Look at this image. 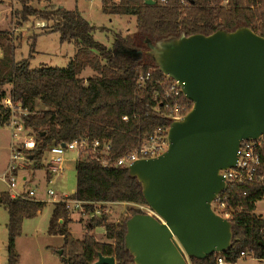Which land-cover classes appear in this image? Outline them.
Wrapping results in <instances>:
<instances>
[{"label": "trees", "instance_id": "trees-1", "mask_svg": "<svg viewBox=\"0 0 264 264\" xmlns=\"http://www.w3.org/2000/svg\"><path fill=\"white\" fill-rule=\"evenodd\" d=\"M100 1L104 15L134 17L135 32L114 33L111 46H106L94 39L96 28L77 10L62 8L36 13L26 9L27 0H16L22 7L18 15L51 21V31L58 33L60 42L74 44L75 54L65 68H32L31 54L14 62L10 34L0 32V88L10 86L9 100L27 112L21 121L34 140V147L25 154L30 156L34 169L41 167L46 150L59 143L81 137L104 140L111 143L110 156L117 158L158 127L169 126V111L153 98L159 90L158 81L164 76L152 61L147 42L155 44L166 38L209 35L219 29L233 31L239 27H248L264 37V0H189L187 6H181L179 0H152V4L148 0ZM33 45L34 40L31 50ZM87 68L94 74L83 79L80 73ZM148 71L150 80L140 86L139 75ZM4 97L0 92V99ZM181 100L182 117L192 103L183 96ZM9 118V108L0 102V127L6 126ZM261 157L259 173L264 176V148ZM75 174L72 198L87 204L146 205L140 183L129 175L127 168L103 167L84 156L76 160ZM220 197L235 210L228 221L230 247L203 260L191 259L190 264H216L218 256L234 263L244 249H250L255 259L264 260V217L255 214L256 202L264 200V179L259 183H227ZM0 204L8 215L6 264H18L15 242L22 223L40 213L45 203L1 193ZM92 212L93 207L86 206L87 215ZM69 213L63 202H55L47 230L49 235L63 238L62 264H94L98 254L113 257L115 264H134L124 247L125 223L141 214L139 209H129L117 223H107L103 215L91 218L80 240L69 231ZM97 227L104 229L107 242H99L91 235Z\"/></svg>", "mask_w": 264, "mask_h": 264}, {"label": "water", "instance_id": "water-1", "mask_svg": "<svg viewBox=\"0 0 264 264\" xmlns=\"http://www.w3.org/2000/svg\"><path fill=\"white\" fill-rule=\"evenodd\" d=\"M172 39L147 42L149 55L192 107L169 124L164 153L127 168L153 213L125 223L134 264H190L227 250L231 224L210 207L225 188L220 171L235 167L242 141L264 134V37L239 27ZM94 264L115 260L98 254Z\"/></svg>", "mask_w": 264, "mask_h": 264}, {"label": "rangeland", "instance_id": "rangeland-1", "mask_svg": "<svg viewBox=\"0 0 264 264\" xmlns=\"http://www.w3.org/2000/svg\"><path fill=\"white\" fill-rule=\"evenodd\" d=\"M225 3L226 1H224ZM62 8L68 11L77 10L86 21L96 28L93 34L94 39L106 46H111L114 33L119 32L126 35L135 32L134 17L104 15L101 12L100 0H27L26 4V9L36 13H50L55 9ZM21 10L22 7L16 0H0V32L10 34L9 46L13 50V61L18 62L26 59L31 54L30 65L32 68L40 66L65 68L75 54L74 44L60 42L58 33L51 31L53 24L51 21H43L37 16L23 18L18 15ZM33 40L34 45L31 50ZM169 43L174 44L175 40L171 38ZM160 44L164 45L162 42ZM1 54L2 49H0ZM93 74L87 68L80 73V77L87 79ZM0 92L5 95L0 99V102L6 104L5 101L9 99L10 86L1 87ZM38 108L42 107L38 105ZM20 114V110L15 111V116L19 117ZM29 140L28 131L25 129L19 133V137H13L7 126L0 127V194L7 193L10 196V194L33 190L34 200L45 203L40 213L33 218L25 219L22 223L21 232L15 242L19 255L18 264H62L59 253L63 240L58 235H49L47 230L53 202H59V198L63 195L71 196L75 190V163L78 156L76 152H66L62 174L48 178L46 168L50 157L48 148L39 169H34L31 161L28 163L22 161V166L17 169L16 176H14L16 186L11 189L8 182L3 180V175L7 172L9 164L11 147L13 144L21 145V142ZM49 189L56 195L48 196L46 192ZM137 206L143 208L142 213L151 214L146 205L106 203L100 206L99 216H105L107 223H117L129 209H137ZM255 214L264 217V200L256 202ZM69 218L71 220L69 225L71 235L75 239H82L85 227L90 220L87 213L70 212ZM6 223L7 214L0 206V264H6ZM91 235L99 242H107L102 227L92 230ZM243 251L246 253L245 257H238L233 264H264V260L259 261L253 257L250 249Z\"/></svg>", "mask_w": 264, "mask_h": 264}, {"label": "built area", "instance_id": "built-area-1", "mask_svg": "<svg viewBox=\"0 0 264 264\" xmlns=\"http://www.w3.org/2000/svg\"><path fill=\"white\" fill-rule=\"evenodd\" d=\"M179 1L181 6H187L189 0ZM160 2L165 3L166 0H160ZM262 32L264 33V30H262ZM163 76L164 77L158 81L159 90L154 92L153 98L155 101L162 102L164 109L169 111L167 116L172 122L173 120L181 118L180 112L184 109V104L181 100V96H183V94L179 85L175 81L166 75ZM150 78L151 71H148L145 74H140L137 82L140 86H143L146 81L150 80ZM5 103L6 104L4 105L10 110V118L6 126L11 130L13 137H19V133L24 130L21 116L26 115L27 112L21 109L20 105L13 104L9 99L6 100ZM16 110L21 111L19 117L15 116ZM123 120H126V118L124 117ZM167 133L168 127H158L147 138L142 139L141 142H139L134 148L124 152L117 158H112L110 156L111 143L104 140H91L88 137H81L70 142L59 143L49 148L50 157L46 163L47 173L50 176L62 174L64 171V155L66 152H76L78 156L77 159L84 157V155L89 156L99 162L103 167L128 168L136 161L155 158L164 153L168 146ZM33 147L34 140L32 138H30L29 141L21 142V145H12L7 172L3 175V180L8 182L11 189H14L16 186L14 176H16L15 172L17 169L22 166V161L25 163L30 162V156H27L25 152H29ZM263 148L264 134L255 141H242L237 151L235 167L225 171H220V174L223 176L225 186L227 183L241 184L259 183L263 181L264 176L259 173V168L262 162L261 152ZM46 194L48 196L56 195L51 189L47 190ZM71 196L63 195L58 201L63 202L65 204V208L69 212H75L78 214L86 213V206L91 205L93 207V212L90 215H87L90 219L93 217H99V214L101 213L100 206L102 204H106H87L72 198ZM10 197L32 200L35 199V193L33 190H27L20 193L10 194ZM210 207L216 215L227 221H230L235 213V210L229 207L220 195H218L211 202ZM137 209L143 212L142 207L137 206ZM152 214L153 213L151 212L150 215ZM245 254L246 253L244 251H241L239 253V257H245ZM216 264L233 263L228 262L222 256H218L216 258Z\"/></svg>", "mask_w": 264, "mask_h": 264}, {"label": "crops", "instance_id": "crops-1", "mask_svg": "<svg viewBox=\"0 0 264 264\" xmlns=\"http://www.w3.org/2000/svg\"><path fill=\"white\" fill-rule=\"evenodd\" d=\"M5 30V29H4ZM3 30V31H4ZM26 178L24 177V180H25ZM25 182V181H24ZM57 202V201H56ZM54 203L55 202H53V205H52V211H51V215H52V212H53V208H54ZM0 206L3 208V206L0 204ZM4 209V208H3ZM4 211H5V209H4ZM6 212V211H5ZM6 214H7V212H6ZM51 215H50V217H51ZM7 222H8V215H7ZM6 225H7V223L5 224V228H6ZM6 232H7V229H6ZM54 236V235H53ZM59 236V235H58ZM61 238H62V236H60ZM62 240H63V238H62ZM98 241V240H97Z\"/></svg>", "mask_w": 264, "mask_h": 264}]
</instances>
